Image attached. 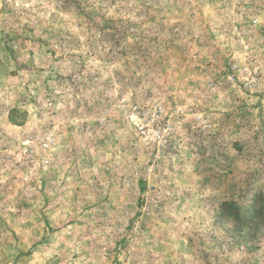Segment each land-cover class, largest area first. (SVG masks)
Returning <instances> with one entry per match:
<instances>
[{
  "label": "rangeland",
  "instance_id": "obj_1",
  "mask_svg": "<svg viewBox=\"0 0 264 264\" xmlns=\"http://www.w3.org/2000/svg\"><path fill=\"white\" fill-rule=\"evenodd\" d=\"M0 264H264V0H0Z\"/></svg>",
  "mask_w": 264,
  "mask_h": 264
},
{
  "label": "built area",
  "instance_id": "obj_2",
  "mask_svg": "<svg viewBox=\"0 0 264 264\" xmlns=\"http://www.w3.org/2000/svg\"><path fill=\"white\" fill-rule=\"evenodd\" d=\"M257 80H254L256 82ZM139 119H138V127L142 134H149L151 133V139L154 143L161 144L166 137V130L162 129L158 125V115L154 114L151 116V120L153 121L152 124L147 122V110H141L138 112ZM148 132V133H147Z\"/></svg>",
  "mask_w": 264,
  "mask_h": 264
}]
</instances>
